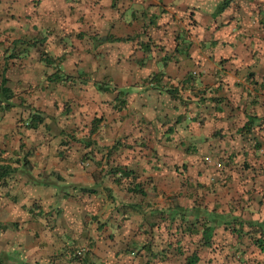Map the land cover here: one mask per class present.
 <instances>
[{
  "label": "crops",
  "instance_id": "1",
  "mask_svg": "<svg viewBox=\"0 0 264 264\" xmlns=\"http://www.w3.org/2000/svg\"><path fill=\"white\" fill-rule=\"evenodd\" d=\"M229 1L0 0V264H264V0Z\"/></svg>",
  "mask_w": 264,
  "mask_h": 264
},
{
  "label": "trees",
  "instance_id": "2",
  "mask_svg": "<svg viewBox=\"0 0 264 264\" xmlns=\"http://www.w3.org/2000/svg\"><path fill=\"white\" fill-rule=\"evenodd\" d=\"M230 4V1L229 0H226V2L224 3V6H227V5H229ZM223 9V8H222ZM12 44H14V43H12ZM18 44H20V46H22V45H25V46H27V44L26 43H23V42H20V43H18ZM16 45V44H15ZM23 50L24 49H26V47H23L22 48ZM7 51V50H6ZM5 51V52H6ZM40 54V56H41V62L43 61L44 63H45V65L47 66V67H50L51 65H50V61H48V59H51L50 57L48 58V59H46V57H47V54H44V52H41V53H39ZM22 56V55H21ZM24 57V56H23ZM14 58H19V55L18 54H16V53H12L11 55H9V56H6L5 57V60H9V59H14ZM56 72H58V71H56ZM56 75H57V78L60 80V76L58 75V74H56L55 73V75H54V73L52 74V75H50V77H52V78H50V79H52V80H54V81H56V79H54L53 78V76L54 77H56ZM1 76V80H0V96H1V100H0V104H2V103H4L5 105V107L6 108H10V107H12V103H11V99H12V97H13V93H12V91H11V89L7 86V78L5 77V74H2V75H0ZM56 82H58V81H56ZM42 122V117H40L39 115H34L33 116V118L31 119V121H30V123L28 124L29 125V127H31V128H37L38 127V125L40 124ZM244 128L246 129L245 131H247L248 130V126L247 125H245L244 126ZM16 162H17V164L19 165L18 167H13L12 165H10V164H7V165H2V164H0V188H6L7 187V185L6 184H8V181H7V178L8 177H11L13 174H19L20 172H27L28 170H30L31 169V167H30V164H28L27 162H26V159L24 158L23 159V161L21 160V159H17L16 160ZM28 164V165H27ZM55 177H57V181H60L61 180V177L57 174V175H55ZM29 179H30V181H32V182H34V180L35 179H33V177H31L30 175H29ZM36 182V184H40V182L38 181H35ZM232 232H236L237 234H238V232H240V230L239 229H232L231 230ZM248 234L249 233H251V231H248L247 232ZM260 238H258L256 241H258L257 243H256V246H257V248H256V253L257 254H264V234L262 233V231H260ZM207 241H205V243H206ZM220 246L221 245H216V246H214V249L212 248L211 249V251L213 252V251H216V253H218V255H220L221 254V249H220ZM225 246H229L228 244H225ZM216 249V250H215ZM226 250V249H225ZM228 252V251H227ZM229 255V253L228 254H223V260L226 258L227 259V257H229L228 256ZM226 260H224L222 263L223 264H226V262H225ZM191 263V262H190Z\"/></svg>",
  "mask_w": 264,
  "mask_h": 264
},
{
  "label": "built area",
  "instance_id": "3",
  "mask_svg": "<svg viewBox=\"0 0 264 264\" xmlns=\"http://www.w3.org/2000/svg\"><path fill=\"white\" fill-rule=\"evenodd\" d=\"M218 166H220V165H218Z\"/></svg>",
  "mask_w": 264,
  "mask_h": 264
},
{
  "label": "rangeland",
  "instance_id": "4",
  "mask_svg": "<svg viewBox=\"0 0 264 264\" xmlns=\"http://www.w3.org/2000/svg\"><path fill=\"white\" fill-rule=\"evenodd\" d=\"M2 263V262H1Z\"/></svg>",
  "mask_w": 264,
  "mask_h": 264
}]
</instances>
